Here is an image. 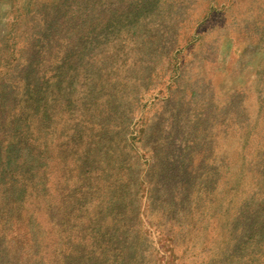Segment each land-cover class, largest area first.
I'll list each match as a JSON object with an SVG mask.
<instances>
[{
	"label": "rangeland",
	"instance_id": "374dc122",
	"mask_svg": "<svg viewBox=\"0 0 264 264\" xmlns=\"http://www.w3.org/2000/svg\"><path fill=\"white\" fill-rule=\"evenodd\" d=\"M7 264H264V0H0Z\"/></svg>",
	"mask_w": 264,
	"mask_h": 264
},
{
	"label": "trees",
	"instance_id": "16d2710c",
	"mask_svg": "<svg viewBox=\"0 0 264 264\" xmlns=\"http://www.w3.org/2000/svg\"><path fill=\"white\" fill-rule=\"evenodd\" d=\"M8 206L3 203L0 206V264H7L8 256L7 249H10L8 246V242H11V238L9 239L11 233L9 228V219L7 216Z\"/></svg>",
	"mask_w": 264,
	"mask_h": 264
}]
</instances>
